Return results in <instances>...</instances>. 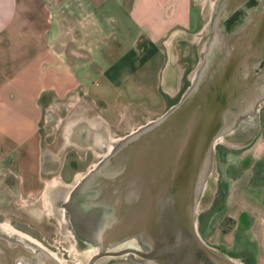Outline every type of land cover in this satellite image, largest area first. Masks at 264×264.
Instances as JSON below:
<instances>
[{
    "label": "water",
    "instance_id": "1",
    "mask_svg": "<svg viewBox=\"0 0 264 264\" xmlns=\"http://www.w3.org/2000/svg\"><path fill=\"white\" fill-rule=\"evenodd\" d=\"M212 10L202 60L180 100L110 142L66 195L58 187L61 220L89 252L85 264H244L203 239L197 211L215 198L216 146L242 149L260 127L264 0H218ZM0 264L68 263L0 225Z\"/></svg>",
    "mask_w": 264,
    "mask_h": 264
},
{
    "label": "crops",
    "instance_id": "2",
    "mask_svg": "<svg viewBox=\"0 0 264 264\" xmlns=\"http://www.w3.org/2000/svg\"><path fill=\"white\" fill-rule=\"evenodd\" d=\"M201 2L0 0V182L8 186L9 180V186L16 187L21 206L41 187L43 193L57 181L65 182L61 170L51 180L45 174L43 160L54 155L48 148L50 139L52 144L71 141L73 147L64 155L79 153L86 158L104 155L110 142L123 138L129 128L144 125L138 112L129 113L131 105L143 104L123 96L113 103L96 100L91 89L95 83L88 84L111 71L113 66L104 69L99 63L111 57L112 44L122 47L128 27L135 31L134 54L146 43L158 54L159 49L166 50L169 72L164 74V68V76L158 73L160 94L168 97L181 90L175 49L199 31L191 30V10L201 12ZM119 63L118 58L113 60L114 65ZM140 66L139 62L138 73ZM116 78L128 76L119 73ZM164 108L162 103L147 111L157 118ZM238 154L229 159L225 155L228 160L217 177L215 213L221 215L218 224L229 221L230 227L217 236L216 244L239 249L226 254L245 255L249 264H264V123Z\"/></svg>",
    "mask_w": 264,
    "mask_h": 264
},
{
    "label": "rangeland",
    "instance_id": "3",
    "mask_svg": "<svg viewBox=\"0 0 264 264\" xmlns=\"http://www.w3.org/2000/svg\"><path fill=\"white\" fill-rule=\"evenodd\" d=\"M201 1L203 2H201L202 5H204L201 8V12L200 9L191 10V30L193 32H196L199 28V31L196 34H192V38H190V40H188L187 42H181V46L179 45V47L175 49L176 56H174V59L175 62H177L175 63V67L176 69L180 70V75L182 76V78L178 80L181 89L178 91V93L172 96L164 97L160 94L161 91L158 89L157 86L158 73L160 74L164 68V74H168L169 72L166 71L168 67V59H166V50H164L163 52L162 49H159L158 54L153 46L146 43L143 47L139 48L138 54L136 52L134 54L133 52H131V39L135 31L131 27H128L130 28L129 33H127V36L124 38L125 40L122 43V47L117 48L115 46L116 44H112L113 48L110 52L111 57H107L106 60L108 61H106V63H99V66L104 69L108 68L109 66H113L111 71L106 75H103L104 77H102V79L100 80L88 81V84L90 83L91 85L92 82L95 83L94 86H91V89H93V97L96 100H102L105 103H113L117 98L123 96V98H127L131 103L143 104L142 106L131 105V107L134 109L129 110V113L138 112L139 114H137L143 118V124L150 122L156 118L152 117L151 113L149 114L147 108L155 110L160 108L162 106V103H164V111H160L159 114L162 115L170 107L176 104L180 100L182 95L185 93V91L188 89L194 76L197 73L198 65L202 60L203 50L208 37L207 33H203V30L210 21L212 17V9L216 5L218 0ZM200 14L202 19L200 18ZM200 22L201 24L199 27ZM202 34L206 35H204V37L202 38ZM124 52H128L127 55L121 56ZM115 58H118L121 63L114 65L113 60ZM139 62L141 66L139 67L138 73L136 66H138ZM116 71L117 73L114 74ZM119 73H122V75H127L128 78L126 80L117 79L116 77L119 75ZM75 76H78L80 78L82 77V74L76 72ZM100 85L103 86L102 89H104V91L101 90ZM135 107H138L136 108L137 110L135 109ZM258 117L260 120V125L262 126V124L264 123V105L261 106ZM129 122L131 123V121ZM131 130L132 129L129 128L128 132H130ZM50 147L53 149L51 151L54 153V155L52 156L53 158L51 156H45V159L43 160L44 164L48 161L50 164H52L54 168L55 165L59 164H62V166H64L65 163L68 162V160L66 159L67 156L69 157V161L77 162L76 170H78L79 173L73 177V180L71 182L66 183L65 181L69 179L72 174V171H70L68 165H66V168L63 172L62 177L65 181L64 184H66L67 186L64 187V195H66V193L71 190V186L76 183L77 179L85 175L91 168H93L94 165H96L102 159L103 156L87 155L86 158H84L83 155H79V153H68L64 155L65 149L73 147L71 141L70 144L66 145L62 144L60 140L55 141L54 144H52L50 139L48 148ZM240 150L241 149L234 150L222 145L216 146L215 161L217 175L220 174V172L222 171L223 166L225 165L229 157H231L230 155H239L238 152H240ZM244 152H247V150H244ZM225 155H228L227 160L224 158L226 157ZM62 169L59 168L58 170ZM4 179L7 178L5 177ZM2 182L3 181L0 182V201L5 204L4 206H6V209L0 208V215H3V217L7 218L0 220L1 226L10 227L22 234L27 235L32 240L47 247L49 250L55 253L58 258L62 259L63 261H66L68 264H85L89 257V252L81 251L75 245V239L73 238L69 229L66 228L67 225L61 220L60 210L53 211V209H50L48 205L44 204L46 192H41L42 187L40 188V191L38 193L33 194L34 197L32 196L26 199L25 205L21 206L20 192L15 189L16 187L13 188L12 186H9V180L5 181L8 182V186L3 185ZM50 182L51 181H48L49 184ZM64 184H62L61 181H57L55 186L59 187L62 185L61 188H63ZM51 188L52 186H48L47 190ZM203 201L204 200H202L197 211L198 231L209 245L217 247V236L220 235L221 232L227 233L230 227V223L229 221H223L218 224L219 217L221 215L217 216V213H215L217 208V199L214 198L211 206H209L208 208H206L205 201L204 204H202ZM39 203L44 204L47 210L49 209L46 212V215L41 213V207L38 205ZM8 205H10L12 210L10 211L12 213H9V215L5 213ZM37 205L40 207L39 209L36 208L38 207ZM13 206L17 208L16 211H14ZM24 210H26V214ZM38 216L40 217L38 218ZM13 222L20 226V228L15 227L13 225ZM241 238L242 237L238 238L239 241H241ZM217 248H219L225 253L234 254L239 252V249L235 248L228 249L224 246H219ZM231 254L230 256H232L233 258L241 260L242 262H244V264H249L247 263L248 260L245 255L241 256Z\"/></svg>",
    "mask_w": 264,
    "mask_h": 264
},
{
    "label": "flooded vegetation",
    "instance_id": "4",
    "mask_svg": "<svg viewBox=\"0 0 264 264\" xmlns=\"http://www.w3.org/2000/svg\"><path fill=\"white\" fill-rule=\"evenodd\" d=\"M51 159V158H50ZM66 159L68 160V162H66L65 163V165L63 166V169L60 171V174L61 175H63V172H64V170H65V168H66V165H68L69 166V168H70V171H72V174H71V177L69 178V179H67V180H65L66 181V183L67 182H71L72 180H73V177L75 176V173L78 171V170H76L77 169V162L76 161H69V157L67 156L66 157ZM48 160V159H47ZM45 165H47L46 166V176L48 177V179L49 180H51L52 178H55V177H58V169H56V168H54L53 166H52V164H50L48 161L45 163ZM49 165V166H48ZM63 178V177H62ZM64 187H67L66 186V184H64L63 185ZM57 190H59V188H58V186L56 187L55 185L54 186H52V188L51 189H49V190H47L46 191V193H45V200H44V204L45 205H48V207H50V209H53V211L54 210H58L62 205H63V203H65V201L66 200H63L62 198H63V194H62V192L60 193L59 191L57 192ZM43 195V194H42ZM43 202V201H42ZM44 204H42V203H39L38 205L41 207V213L42 214H44V215H46V212L49 210H47L46 208H45V205ZM5 204L2 202V201H0V208L1 209H6L5 207L6 206H4ZM37 205V206H38ZM36 207V208H40V207ZM14 207V206H13ZM17 210V208L16 207H14V211H16ZM10 211H12L11 210V207H10V205H8V207H7V210H6V212L5 213H7L8 215H9V213L11 214L12 212H10ZM24 212H25V214L27 213L26 212V210H24ZM40 216H38V218H39ZM7 217H3V215L1 216L0 215V220H2V219H6ZM46 218V217H45ZM15 222V221H14ZM13 222V225L15 226V227H18V228H20V226H18L16 223H14ZM23 227V226H22Z\"/></svg>",
    "mask_w": 264,
    "mask_h": 264
}]
</instances>
